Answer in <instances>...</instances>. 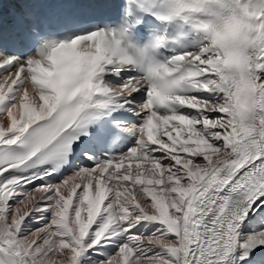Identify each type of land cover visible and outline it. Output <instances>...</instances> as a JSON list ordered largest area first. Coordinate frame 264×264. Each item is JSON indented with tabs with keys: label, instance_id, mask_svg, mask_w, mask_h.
Segmentation results:
<instances>
[{
	"label": "snow or ice",
	"instance_id": "snow-or-ice-1",
	"mask_svg": "<svg viewBox=\"0 0 264 264\" xmlns=\"http://www.w3.org/2000/svg\"><path fill=\"white\" fill-rule=\"evenodd\" d=\"M0 264H264V0L0 23Z\"/></svg>",
	"mask_w": 264,
	"mask_h": 264
},
{
	"label": "clouds",
	"instance_id": "clouds-1",
	"mask_svg": "<svg viewBox=\"0 0 264 264\" xmlns=\"http://www.w3.org/2000/svg\"><path fill=\"white\" fill-rule=\"evenodd\" d=\"M235 27H236L235 25H229V26L226 28L225 33L220 34V35H227V34H229L230 32H232V31L235 30Z\"/></svg>",
	"mask_w": 264,
	"mask_h": 264
},
{
	"label": "bare ground",
	"instance_id": "bare-ground-1",
	"mask_svg": "<svg viewBox=\"0 0 264 264\" xmlns=\"http://www.w3.org/2000/svg\"><path fill=\"white\" fill-rule=\"evenodd\" d=\"M133 142H134V138H131V146H132ZM122 150H126V149H122ZM127 163H128V162H126V164H127ZM132 164H133V166H135V161H133Z\"/></svg>",
	"mask_w": 264,
	"mask_h": 264
}]
</instances>
